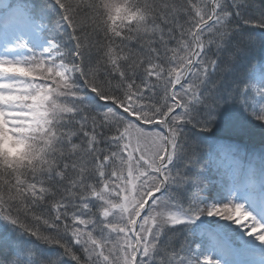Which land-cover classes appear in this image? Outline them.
I'll list each match as a JSON object with an SVG mask.
<instances>
[{
  "label": "snow or ice",
  "instance_id": "1",
  "mask_svg": "<svg viewBox=\"0 0 264 264\" xmlns=\"http://www.w3.org/2000/svg\"><path fill=\"white\" fill-rule=\"evenodd\" d=\"M0 264H264V0H0Z\"/></svg>",
  "mask_w": 264,
  "mask_h": 264
}]
</instances>
